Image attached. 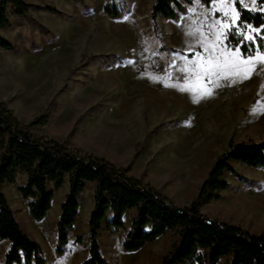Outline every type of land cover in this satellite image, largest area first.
Masks as SVG:
<instances>
[{"label":"rangeland","instance_id":"1","mask_svg":"<svg viewBox=\"0 0 264 264\" xmlns=\"http://www.w3.org/2000/svg\"><path fill=\"white\" fill-rule=\"evenodd\" d=\"M26 1L29 16L14 17L12 26L0 31L15 46L12 51L0 47V100L25 124L49 114V122L33 127L34 132L106 157L178 205L197 196L231 140L264 139V54L256 52L241 63L250 55L240 51L231 56L238 45L221 33L224 24L237 26L233 0H215L210 7L194 0L178 21L159 16L157 31L151 20L155 0ZM241 2L264 11L257 0ZM107 3L130 7L131 13L112 19L105 13ZM249 25L245 32L253 36L264 28ZM217 63L224 67L216 68ZM185 65H200V74L180 72ZM194 96L202 98L194 102ZM232 164L239 175L227 173L231 187L221 199L204 202L201 211L264 234V169ZM3 191L22 226L43 246L49 264H80L86 258L95 184L88 183L79 197L81 207L63 256L56 254V230L68 181L55 192L53 207L40 222L31 217L18 184H6ZM134 214L126 213L124 229L101 231L102 253L111 264H161L178 239L175 231L125 252L123 241ZM78 236H83L82 244L75 243ZM9 246L0 241V264ZM74 251L82 253L67 258ZM226 263L224 258L221 264Z\"/></svg>","mask_w":264,"mask_h":264},{"label":"trees","instance_id":"2","mask_svg":"<svg viewBox=\"0 0 264 264\" xmlns=\"http://www.w3.org/2000/svg\"><path fill=\"white\" fill-rule=\"evenodd\" d=\"M79 3L82 0H71ZM210 7L215 0H200ZM239 17L237 26L246 30L247 24L264 25V11L252 10L241 0H233ZM264 5V0H257ZM194 0H155L151 20L155 31L157 19L178 21L188 13ZM129 8V9H128ZM119 9L107 3L105 13L112 19H122L131 13L130 7ZM31 4L26 0H0V31L12 26L14 17H28ZM48 11L60 13L48 8ZM254 41L239 45L243 56L256 52L264 54V28L254 34ZM240 37L229 32L228 42L238 45ZM0 47L14 50V44L0 32ZM162 49L176 52L174 48ZM49 114L23 123L5 100H0V241L10 246L4 264H49L45 250L18 220L3 186L18 184L35 221H43L53 207L55 192L68 181L69 191L60 205L57 221L56 254L63 256L69 236L81 207L79 197L88 183L95 184L94 208L90 213L89 256L80 264H111L101 251L99 242L103 230L114 232L125 228V215L135 214L123 241L125 252H135L154 242L168 231L178 239L163 257L161 264H264V234L253 233L240 225L221 221L201 211L204 202L221 199L222 192L231 187L227 173L239 175L232 162L264 169V139L235 142L212 164L197 196L191 203L178 205L170 197L142 178L132 175L125 167L116 165L104 156L84 153L81 149L32 130L45 125ZM25 179L24 183H19ZM105 224V227H103ZM83 236L75 239L82 244Z\"/></svg>","mask_w":264,"mask_h":264},{"label":"snow or ice","instance_id":"3","mask_svg":"<svg viewBox=\"0 0 264 264\" xmlns=\"http://www.w3.org/2000/svg\"><path fill=\"white\" fill-rule=\"evenodd\" d=\"M217 23L218 22H214V24L210 25L209 27L210 28L211 27H215ZM247 27L251 28L250 25L247 26ZM232 31H234L235 35L240 37V40L237 42L238 46L236 47L235 52L230 53V55L233 56V57H238L239 54H240V51H241V48H240L239 45H243L244 42L254 41L256 39V37L251 35V34L246 33L245 31H243L240 28H233L232 25L224 24V25L221 26V33L225 36V38H227L228 32H232ZM255 31L259 32V29H256ZM191 34H194V33H191ZM217 40H219V36H217ZM220 51L223 54L224 50L221 49ZM195 55L199 56L200 53H195ZM181 59H186V57H181ZM261 59H262V62H264V57H262ZM250 60H252V56L251 55L248 57V60L241 61V63H245L246 64ZM189 63H191V61H189ZM227 64H228V61H225V65H227ZM215 67L216 68H223L224 65H221V64L217 63L215 65ZM179 71L182 72V73H189V74L195 72L197 75H199L200 74V65H196L193 68H188L187 65H185L184 67L180 68ZM203 71L207 73V72H210V69H203ZM155 79H161V78L160 77H155ZM185 79H187V77H185ZM233 82H235V81H233ZM179 87H180V89L182 91H188L189 90V88H187L184 85H179ZM206 95H209V96L212 95L211 90L207 91ZM193 98H194V102H199V99H201L202 97L194 96Z\"/></svg>","mask_w":264,"mask_h":264},{"label":"crops","instance_id":"4","mask_svg":"<svg viewBox=\"0 0 264 264\" xmlns=\"http://www.w3.org/2000/svg\"><path fill=\"white\" fill-rule=\"evenodd\" d=\"M60 213H61V211H60ZM3 242H4V243H10L8 240H4ZM88 251H89V250H88ZM81 253H82L81 251H79V252H77V253H75V251H74V252H71V253H69V255L67 256V258H72V257H73V258L75 259V255H76V256H80ZM84 254H85L86 258L89 256V253L87 254V252H85V251H84ZM86 258H85V259H86ZM54 259H57V258L54 256ZM83 260H84V259H83Z\"/></svg>","mask_w":264,"mask_h":264}]
</instances>
